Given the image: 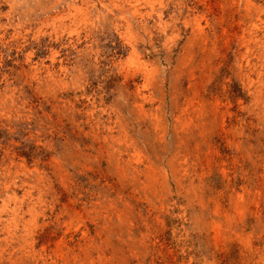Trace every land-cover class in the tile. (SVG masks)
<instances>
[{
    "label": "rangeland",
    "instance_id": "rangeland-1",
    "mask_svg": "<svg viewBox=\"0 0 264 264\" xmlns=\"http://www.w3.org/2000/svg\"><path fill=\"white\" fill-rule=\"evenodd\" d=\"M261 58L264 0H0V264H264ZM187 83L209 142L178 184ZM114 120L138 139L122 167Z\"/></svg>",
    "mask_w": 264,
    "mask_h": 264
},
{
    "label": "bare ground",
    "instance_id": "bare-ground-1",
    "mask_svg": "<svg viewBox=\"0 0 264 264\" xmlns=\"http://www.w3.org/2000/svg\"><path fill=\"white\" fill-rule=\"evenodd\" d=\"M128 24H126L127 27L125 28V32L124 33H127V36L129 35L126 38H127L128 44L132 45V48H131L132 50L130 52L131 56H133L138 63H144V61H141L140 55L137 53V51H136V49L134 47V42H133V39H132L133 37H132V35L130 34V32L128 30L129 29V25ZM236 25H238L237 27H238V30H239V27L241 26V24L238 22V23H236ZM197 34L198 35H192V37L193 36L197 37L200 40V45L204 47V45L206 44V41H207L206 40V38H207L206 34H204L203 32H199V31H197ZM238 38H239V36H238ZM263 61L264 60L262 59L261 62H263ZM261 66L263 67L262 64H261ZM262 67L259 69L257 66H253L252 69L249 68L248 70H245V75L243 76L244 78L249 79V83L247 85V88L249 89V94H251L253 96V102H252L253 106H255L256 103L261 101V94L264 92V70L262 71ZM148 70H149V68H148ZM252 73L254 75L256 74L255 75V77H256L255 80H253L251 78L252 76L249 77ZM187 78H189V77H187ZM187 78L185 76V79H187ZM186 87H187V89L179 91L180 89H183V87H181V86L176 87V85H175V86L172 87V92H171V101H173L174 104L178 102L179 98L183 97L185 94H188V92L189 93L191 92V94H193L195 96L196 102L198 104V108H196L193 111V113H191V114L185 115L184 111L180 112V117H183V119H181V120H183V122L185 123L186 126H185L184 129H182V127H180V130L176 131V136H177L176 137L177 138L176 142H177V144L174 146V148H173L174 149V153H171L172 155H171V158H170V163H171L170 166H171V169H172V171H173V173L175 175V177H174L175 181L178 184L181 183L185 179V177L187 176L186 173L188 172V170H187L188 167L186 165H184L185 167L182 166V162H183V164L186 163V155L189 154V153H192L195 159H199L200 155L202 154V152H201L202 144L203 143L206 144L207 142H209V137H208V135H206L208 133L206 131L208 130L207 128H208V124L209 123H207V120H206L207 115L205 116V109H204L205 103L207 101V100H205V91H206V89L204 87L203 89H195V91H191L190 90L191 86H190L189 83H187V85H185L184 88H186ZM179 95H180V97H179ZM184 97H186V96H184ZM145 98L152 99V97L150 95H148L147 97L145 96ZM186 104H185V106H186ZM178 107H179V105H178ZM175 108H177V107L175 106ZM178 109H180V108H178ZM214 113L216 114L217 112L215 111ZM254 114H256V113H254ZM178 118H179V116H178ZM220 121H221V119H220ZM189 122H191V123H189ZM112 123L113 124H117V128H118L117 129V133L116 134H112V137H111L113 142L116 143V149H113V151L110 152V154L109 153L108 154L114 158V163H115L116 167H122V164H124V162L126 160L125 159L126 157H129V155L131 156V154H136V153L138 154L139 153V150H138L139 149L138 148V139H136V138L132 137L131 135H129L128 129L126 127H124L123 124H121V122H119V120L118 121L114 120ZM175 124H174V126H175ZM177 126L178 125H176L175 128H173V130H176ZM113 127L114 126H112V125L111 126L110 125H108V126L107 125H102V128H106V129L108 128L109 130H111L110 133L113 132ZM154 128H155L154 129V131H155V140H157L158 142H162L163 139L165 138V136L167 135L166 126L165 127H160L158 125H155ZM220 129L221 130L223 129V125H221ZM182 130H184L185 132H182ZM97 138H98L97 140L99 141V143H103L105 141V139H106V136L101 134ZM146 138L147 137H145V139ZM124 155H126L125 158H124ZM144 168H145V171L148 172L151 169V164L150 163L147 164ZM185 183H186V181H185ZM191 185H192V182L190 181L187 184H185V187H191ZM98 255L100 257H102V258L105 257V253L104 252H98ZM67 259H68V257L66 258V260ZM71 259H74V256Z\"/></svg>",
    "mask_w": 264,
    "mask_h": 264
}]
</instances>
